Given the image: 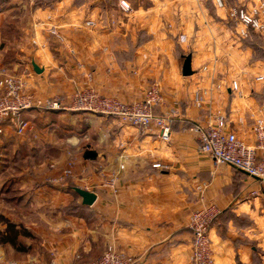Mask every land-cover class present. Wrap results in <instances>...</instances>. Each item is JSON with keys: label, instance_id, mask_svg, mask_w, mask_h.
Segmentation results:
<instances>
[{"label": "crops", "instance_id": "crops-1", "mask_svg": "<svg viewBox=\"0 0 264 264\" xmlns=\"http://www.w3.org/2000/svg\"><path fill=\"white\" fill-rule=\"evenodd\" d=\"M73 1L37 8L21 26L25 33L15 39V52L0 50V61L26 81L28 91L59 96L66 105L23 111L34 125L26 135L15 132L12 120L0 121V235L15 224L23 246L18 251L10 242L0 243V264H91L112 245L134 264H192L188 217L210 202L221 213L210 230L215 264H257L258 258L264 264V181L229 165L215 166L199 151L194 129L223 114L254 145L250 128L264 105V81L257 80L264 75V60H254V50L234 40L226 41L231 48L226 53L217 38L212 45L191 43L188 9L181 0L133 7L130 21L119 26L104 21L102 7ZM97 16L103 18L99 26L87 28L85 21ZM162 19L172 28H163ZM54 24L68 44L50 35ZM181 33L189 35L185 43ZM70 43L78 56L70 53ZM188 45L195 51L190 53L194 73L184 76L176 53L181 51L182 59ZM77 60L93 72V84L104 95L133 101L160 83L163 103L155 112L173 114L169 140L158 127L143 129L74 108L75 88L88 82ZM234 80L240 93L231 88ZM197 93L204 97L202 107ZM69 160L75 163L74 177L49 181ZM115 171L113 191L106 180ZM73 187L95 192L97 200L85 206Z\"/></svg>", "mask_w": 264, "mask_h": 264}, {"label": "built area", "instance_id": "built-area-1", "mask_svg": "<svg viewBox=\"0 0 264 264\" xmlns=\"http://www.w3.org/2000/svg\"><path fill=\"white\" fill-rule=\"evenodd\" d=\"M218 9L226 10L227 16L240 29L242 36H247L249 29L258 32L264 39V2L249 6L243 3L228 5L225 0H212ZM119 10L128 15L133 12V5L129 0H119ZM99 19L85 21V26L95 29L99 26ZM50 35L60 43L68 44V37L61 31L58 25H52ZM188 37L181 33L179 40L185 43ZM1 46V39H0ZM73 56H78V51L73 45H68ZM107 49V48H106ZM76 65L82 69L88 82L75 88L72 98L73 107L93 113L115 116L125 123L150 129L158 127L161 136L169 140L172 133L173 114L157 115L155 107L163 103V88L160 83H154L144 90L140 99L126 101L117 96L104 95L93 84V72L86 68L82 60H77ZM258 81H264V75L257 76ZM231 88L240 93L237 80L232 82ZM196 102L203 106L204 97L196 94ZM41 108L43 110H59L66 108L63 99L59 96L41 97L28 91L26 81L19 75L12 73L8 67L0 61V121L12 120L14 130L18 135H26L33 130L31 119L22 117L26 110ZM199 134V151L209 157L215 166L229 165L240 169L250 177L264 181V105L260 108V114L255 118L250 128L255 144L251 145L240 137L231 128L227 118L218 114L213 121L206 126L194 128ZM2 132L3 130L0 129ZM161 167V163L154 164ZM75 163L69 160L59 175L48 178L51 182L65 183L75 175ZM122 164L120 169H124ZM118 171L113 172L106 180V185L113 191L117 189ZM220 214V208L210 202L202 204L191 211L188 217V226L191 231V260L192 264H215L213 240L210 235L211 225ZM51 264H59L52 262ZM91 264H134V260L119 251L113 245L108 246L105 252Z\"/></svg>", "mask_w": 264, "mask_h": 264}, {"label": "rangeland", "instance_id": "rangeland-1", "mask_svg": "<svg viewBox=\"0 0 264 264\" xmlns=\"http://www.w3.org/2000/svg\"><path fill=\"white\" fill-rule=\"evenodd\" d=\"M134 8H143L151 7L155 1L158 0H130ZM228 5H235L241 3L242 1L247 0H225ZM53 2V3H52ZM59 0H0V39L1 46L0 50L3 48V54H10V52H15L14 48L17 49L16 40L22 38V34L25 32L20 30L21 26L28 22V20L34 15L33 12L37 8L45 9L50 8L54 9L55 4ZM119 0H74L75 4H86L88 7L99 6L101 9L106 10L107 17L104 21L110 23L111 26H119L126 21H130L128 15L122 13L118 8ZM52 3V4H51ZM172 4V3H171ZM181 5L187 10L186 21L191 24V43L200 40L203 44L213 43L217 38L219 43L223 42L225 50L223 52L230 51L227 45L228 41H236L239 44L244 45L242 36L238 33L237 25L228 18L226 15V10L216 8L212 0H181ZM189 12V14H188ZM96 20L100 19V22L103 21L102 17L95 18ZM134 21V20H133ZM144 21V20H143ZM147 21V20H145ZM139 22V21H138ZM149 23L152 22L151 19L148 20ZM164 23L163 28H172V24H167L166 19H162ZM211 25V26H210ZM221 28L223 30H221ZM183 32V31H182ZM202 32L203 34H200ZM187 34V33H186ZM199 35H202L201 38H198ZM178 37V35H177ZM189 37V35H188ZM198 38V39H196ZM146 39V37H145ZM254 41L262 43L264 46V39L262 42L259 36H252ZM222 41V42H221ZM211 43V45H212ZM231 44V43H230ZM179 46V44H177ZM185 55L194 53V48L191 45L186 46ZM233 50V48H232ZM176 53V52H175ZM183 53L180 51L176 55L179 58V62L182 65L183 60L181 55ZM224 54V53H223ZM263 61V60H262Z\"/></svg>", "mask_w": 264, "mask_h": 264}, {"label": "trees", "instance_id": "trees-1", "mask_svg": "<svg viewBox=\"0 0 264 264\" xmlns=\"http://www.w3.org/2000/svg\"><path fill=\"white\" fill-rule=\"evenodd\" d=\"M257 35L259 36V38H260V40L262 42L263 37L258 32L254 31L252 28H250L249 29V32H248V35L245 36V37H243V40L242 41H243V43H244L245 46L251 47L254 50V55H253L254 60H264V46H262V43H258L256 41H254L253 39H251L252 36H257ZM182 59H185V56H182ZM183 62H184V60H183ZM236 169H238V168H236ZM243 173L246 174L245 172H243ZM73 188H74V192H77L75 190L77 187H73ZM83 206H80V209ZM76 210H77V207L76 206H71L70 211H76ZM220 214L218 215V217H217L216 220L219 219ZM19 233H20V231L15 227V224L10 223L9 226H8V230L6 231V233L0 235V243L10 242V243L13 244V246L18 251H22L23 250V246H22L21 243L18 242V235H19ZM255 261H256V258H255ZM257 264H262L261 261L259 260V258L257 260Z\"/></svg>", "mask_w": 264, "mask_h": 264}, {"label": "water", "instance_id": "water-1", "mask_svg": "<svg viewBox=\"0 0 264 264\" xmlns=\"http://www.w3.org/2000/svg\"><path fill=\"white\" fill-rule=\"evenodd\" d=\"M33 65L36 72L38 73L43 72V68H40L38 64L34 63ZM182 73L184 76H190L194 73V70L192 68V54H188L185 56L182 65ZM75 190L82 197L84 205L91 206L97 200V194L93 191H89L81 187H77Z\"/></svg>", "mask_w": 264, "mask_h": 264}]
</instances>
